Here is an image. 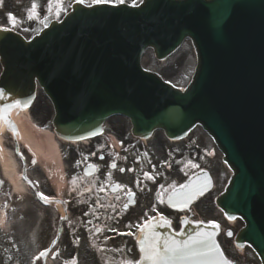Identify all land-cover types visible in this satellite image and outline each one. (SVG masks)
<instances>
[{"label": "water", "instance_id": "95a60500", "mask_svg": "<svg viewBox=\"0 0 264 264\" xmlns=\"http://www.w3.org/2000/svg\"><path fill=\"white\" fill-rule=\"evenodd\" d=\"M134 13L146 31L141 43H159L158 52L167 54L185 37H190L200 59L196 83L185 95L145 74H141L145 80L130 79L134 103L133 106L126 104L125 108L135 119L136 132L143 134V126L150 118L151 124L164 127L170 134L184 133L193 123L205 122L227 145L245 141L251 132H261L264 127V0H148ZM136 59L134 56L132 65ZM20 67L21 61L7 66L3 83L7 90L15 89L16 85L20 87L23 81L32 87L34 79L39 77L51 79L52 95L58 100L56 106L64 108L74 100L80 88L79 80L72 76L50 77L44 72L36 74L32 67L27 70ZM115 74L109 65L102 64L97 77L108 83L117 78ZM23 93L28 95L29 91L24 89ZM87 93L92 95L75 101L77 114L86 119L92 116L93 107L87 97L105 101L118 95L117 90L108 92L101 86ZM198 99L200 103H196ZM146 105L151 109L149 118L147 113L143 116ZM100 124L101 121L95 122L91 130ZM64 130L68 135L89 132L72 124ZM251 236L258 246L262 244L258 253L264 264V236L258 232Z\"/></svg>", "mask_w": 264, "mask_h": 264}, {"label": "snow or ice", "instance_id": "6c2138e0", "mask_svg": "<svg viewBox=\"0 0 264 264\" xmlns=\"http://www.w3.org/2000/svg\"><path fill=\"white\" fill-rule=\"evenodd\" d=\"M78 2L83 3L84 0H78ZM92 4H120L124 3V0H91ZM91 6V5H89ZM48 12L53 13L59 17L61 12L65 11L63 7V0H48ZM39 18L38 7L33 0L31 7L28 9V19ZM9 20L13 22V26H15L16 18L9 13ZM47 20V16L44 17V21ZM47 24L45 23V27ZM4 93L0 91V98H3ZM21 106L20 101H16L15 104L7 105L4 109H0V119H3L7 114L8 110L11 108H18ZM27 106V105H24ZM10 126L11 122L9 121ZM13 131H15L14 126ZM116 165L113 164L112 167ZM94 167V166H93ZM123 171V169H121ZM151 178V177H149ZM27 179V177H25ZM2 183V182H0ZM31 183V182H30ZM188 189V192H184L183 189ZM200 191L202 193L203 189H193L189 185H182L181 191L179 193L174 192L173 195L182 199L183 205L187 207L188 201L191 199V194L194 191ZM43 201H50V198L45 196L43 193L39 194ZM134 194L129 193L130 199ZM171 201V198H170ZM64 217H61L63 219ZM162 222L164 224H170L171 222L163 219ZM153 224L152 222H148L145 225L141 226V233L145 235V239L141 241L140 251L144 253V258L151 261V264H231L225 257L223 252L221 251L219 245L215 243L211 235L199 234L196 237L191 238L189 241H185L183 243H178L176 241H165L163 244V248L160 246L158 236L152 231ZM148 233H151L149 236ZM231 235V233H229ZM48 250L45 249L43 252L39 253L38 256L33 259H39L40 257L46 256ZM126 264H139L138 261L129 260Z\"/></svg>", "mask_w": 264, "mask_h": 264}, {"label": "rangeland", "instance_id": "374dc122", "mask_svg": "<svg viewBox=\"0 0 264 264\" xmlns=\"http://www.w3.org/2000/svg\"><path fill=\"white\" fill-rule=\"evenodd\" d=\"M67 7L68 5H65V8ZM44 8H45V16H47L46 21L53 19L55 16L54 10H53V13H49L47 10L48 4H46ZM195 61L196 60H195V56H194L191 45L186 44L174 56V58L171 61L167 62L164 65H158V63L154 61V58L151 52L147 53L145 63L147 65V63L149 62V65L154 69H161L162 75L166 79H169L170 81L174 82L176 85L185 86L189 82L191 76L193 75ZM31 114H32V117L37 122L43 123L44 125L43 124L42 125L45 126L46 128L49 127V123L51 122L53 112H52V108L49 102L47 101L46 97L43 94H41L38 97L37 102L31 111ZM207 215L209 214L207 213L206 207H204L202 217H206L205 219H208L210 216L207 217ZM34 245L37 246V244H34ZM36 246H34L31 249L30 251L31 254H34L37 252L38 249ZM7 263L8 262L6 259L0 258V264H7ZM17 264H20V262H18Z\"/></svg>", "mask_w": 264, "mask_h": 264}, {"label": "bare ground", "instance_id": "6f19581e", "mask_svg": "<svg viewBox=\"0 0 264 264\" xmlns=\"http://www.w3.org/2000/svg\"><path fill=\"white\" fill-rule=\"evenodd\" d=\"M25 114L26 113H24L20 117L15 118V122L18 125V128H19V130L23 136L24 141L30 143L31 146L34 148V151H37L41 156H43V158L44 157L50 158L48 156L47 150L44 148L45 144L42 143V139L38 135L39 133L33 129L34 127L31 125V123H32L31 120L29 119L30 120V123H29V120L25 119V116H24ZM48 133L50 134L51 138L54 137L50 132H48ZM47 141H48V138H47ZM48 143H50V141H48ZM54 143H55V141H54ZM49 148H50V146H49ZM51 159H52L51 161H54L53 158H51ZM41 161H45V159H42V157H41ZM2 162H3L4 172H5L6 176L10 175V177L13 178L15 188L21 192H25L27 190L25 187V184L22 181L19 172L17 170H15L16 162L14 161L13 154L9 151L8 152L5 151L4 159L2 160ZM8 172H10L12 174H8Z\"/></svg>", "mask_w": 264, "mask_h": 264}, {"label": "flooded vegetation", "instance_id": "af4514ba", "mask_svg": "<svg viewBox=\"0 0 264 264\" xmlns=\"http://www.w3.org/2000/svg\"><path fill=\"white\" fill-rule=\"evenodd\" d=\"M102 181H103V185L105 186V187H109L110 185H113L114 183H107L106 181H105V179L103 178L102 179ZM121 195V194H120ZM120 195H116V196H113V195H111V197H110V199H111V201L112 202H114V207L116 208V209H122V215H125V213H124V210H123V208H124V205L123 204H119V202H120V198H118ZM118 198V199H117ZM94 200V202H99V200L98 199H93ZM139 204H140V201H139ZM122 215H119L118 217H119V219H121V220H123L124 219V216H122Z\"/></svg>", "mask_w": 264, "mask_h": 264}]
</instances>
